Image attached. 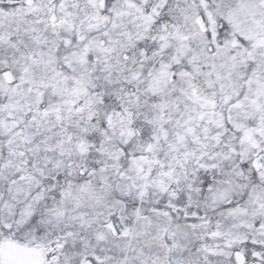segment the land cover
<instances>
[{
  "label": "snow or ice",
  "instance_id": "1",
  "mask_svg": "<svg viewBox=\"0 0 264 264\" xmlns=\"http://www.w3.org/2000/svg\"><path fill=\"white\" fill-rule=\"evenodd\" d=\"M0 264H264V0H0Z\"/></svg>",
  "mask_w": 264,
  "mask_h": 264
}]
</instances>
